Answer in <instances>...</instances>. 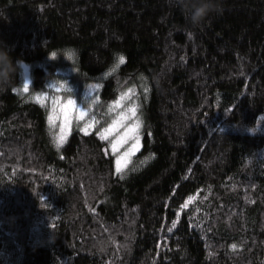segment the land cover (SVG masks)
Wrapping results in <instances>:
<instances>
[{"label": "trees", "instance_id": "trees-1", "mask_svg": "<svg viewBox=\"0 0 264 264\" xmlns=\"http://www.w3.org/2000/svg\"><path fill=\"white\" fill-rule=\"evenodd\" d=\"M217 7L194 26L177 0H0L30 72L0 89V264H264V0ZM63 67L102 79L97 108L146 83L123 170L27 96Z\"/></svg>", "mask_w": 264, "mask_h": 264}, {"label": "rangeland", "instance_id": "rangeland-1", "mask_svg": "<svg viewBox=\"0 0 264 264\" xmlns=\"http://www.w3.org/2000/svg\"><path fill=\"white\" fill-rule=\"evenodd\" d=\"M20 72L21 84L16 91L28 94L29 67L23 65ZM60 72V76L46 83L43 92L27 96L46 108L47 121L55 129L58 141L65 139L73 128L83 132L96 129L100 138L108 141L115 170H123L140 148L139 110L146 99V83L143 79L133 80L135 85L121 88L113 101L97 108L102 79L80 84L72 68L63 67ZM104 119L105 123H101Z\"/></svg>", "mask_w": 264, "mask_h": 264}, {"label": "clouds", "instance_id": "clouds-1", "mask_svg": "<svg viewBox=\"0 0 264 264\" xmlns=\"http://www.w3.org/2000/svg\"><path fill=\"white\" fill-rule=\"evenodd\" d=\"M177 3L188 14L187 18L192 25L200 24L210 13L218 11L217 0H177ZM23 65L21 58L13 59L10 46L0 41V89L7 87L14 74Z\"/></svg>", "mask_w": 264, "mask_h": 264}, {"label": "snow or ice", "instance_id": "snow-or-ice-1", "mask_svg": "<svg viewBox=\"0 0 264 264\" xmlns=\"http://www.w3.org/2000/svg\"><path fill=\"white\" fill-rule=\"evenodd\" d=\"M53 55H54V54H53ZM121 59H123V57H121ZM232 247H233V248H235L236 246H235V245H233Z\"/></svg>", "mask_w": 264, "mask_h": 264}]
</instances>
